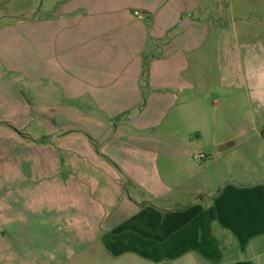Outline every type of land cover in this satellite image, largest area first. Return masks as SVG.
<instances>
[{
  "label": "crops",
  "instance_id": "0c3cea01",
  "mask_svg": "<svg viewBox=\"0 0 264 264\" xmlns=\"http://www.w3.org/2000/svg\"><path fill=\"white\" fill-rule=\"evenodd\" d=\"M205 4L37 0L0 16L28 124L3 146L37 156L27 190L0 192L8 234L37 219L125 264H264V121L236 118L264 108V46H245L254 78L238 85L233 7Z\"/></svg>",
  "mask_w": 264,
  "mask_h": 264
},
{
  "label": "rangeland",
  "instance_id": "374dc122",
  "mask_svg": "<svg viewBox=\"0 0 264 264\" xmlns=\"http://www.w3.org/2000/svg\"><path fill=\"white\" fill-rule=\"evenodd\" d=\"M3 1L0 0V16H16L11 17V21L22 18L37 2V0ZM204 3L215 11L219 6L226 8V5H232L233 10L227 8L221 12V19L228 21L232 19L236 22L238 31V79L236 83L246 87L250 86L255 69L251 67V71L249 70L245 46L251 43L256 47L260 44L259 42L264 46V0H204ZM36 7L37 12L39 4ZM221 61L220 65L224 68L225 57ZM259 74H262L263 80L260 82L264 85V66L261 67ZM20 82L18 76L15 74L13 76L10 72H6L5 67H0V110L4 113V117H0V192L10 191L9 194L12 196L20 195L22 191L29 188L26 186L25 179L32 176V173H28V169L25 170V165L28 161L32 164L37 160V156L32 154L29 156L28 152L25 149L21 150L19 146H17L18 149L14 147V151L8 152L7 155L3 146L9 138L4 131L10 128L18 129L25 124L21 121L23 116L20 114L22 110L20 104L23 103L22 93L13 91V84L22 87ZM212 100L213 96H210L209 103ZM260 100L264 103V86L260 90ZM258 107L260 106L254 104L250 109V107L239 105L236 113L238 123L246 118L260 125L264 121V108ZM247 111L250 112L247 113ZM29 127L34 129L36 124H29ZM37 222V219H31L29 232L11 235L6 229L10 227L6 225V220L0 219V264H125L122 262L123 259L113 260L108 257L107 252L95 241L96 235L58 234L49 231L51 229L49 224L45 227V233H42L38 231Z\"/></svg>",
  "mask_w": 264,
  "mask_h": 264
},
{
  "label": "built area",
  "instance_id": "2783aa9c",
  "mask_svg": "<svg viewBox=\"0 0 264 264\" xmlns=\"http://www.w3.org/2000/svg\"><path fill=\"white\" fill-rule=\"evenodd\" d=\"M135 15L139 18H141L143 16L140 12H135ZM194 159L201 161V160L206 159V156L204 154H197L194 156Z\"/></svg>",
  "mask_w": 264,
  "mask_h": 264
}]
</instances>
